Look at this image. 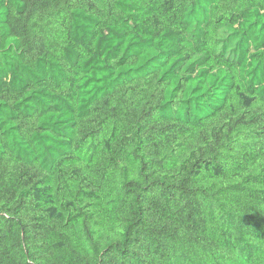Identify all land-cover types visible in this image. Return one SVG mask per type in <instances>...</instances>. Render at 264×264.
<instances>
[{
  "label": "trees",
  "instance_id": "1",
  "mask_svg": "<svg viewBox=\"0 0 264 264\" xmlns=\"http://www.w3.org/2000/svg\"><path fill=\"white\" fill-rule=\"evenodd\" d=\"M0 264H264V0H0Z\"/></svg>",
  "mask_w": 264,
  "mask_h": 264
}]
</instances>
